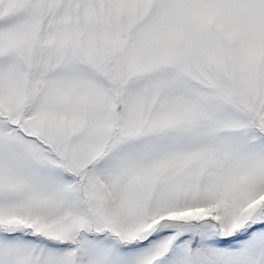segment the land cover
<instances>
[{
    "label": "snow or ice",
    "instance_id": "obj_1",
    "mask_svg": "<svg viewBox=\"0 0 264 264\" xmlns=\"http://www.w3.org/2000/svg\"><path fill=\"white\" fill-rule=\"evenodd\" d=\"M0 264H264V0H0Z\"/></svg>",
    "mask_w": 264,
    "mask_h": 264
}]
</instances>
